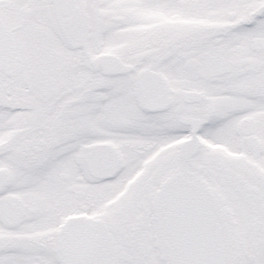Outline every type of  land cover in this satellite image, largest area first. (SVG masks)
I'll list each match as a JSON object with an SVG mask.
<instances>
[{"label": "snow or ice", "instance_id": "1", "mask_svg": "<svg viewBox=\"0 0 264 264\" xmlns=\"http://www.w3.org/2000/svg\"><path fill=\"white\" fill-rule=\"evenodd\" d=\"M0 264H264V0H0Z\"/></svg>", "mask_w": 264, "mask_h": 264}]
</instances>
